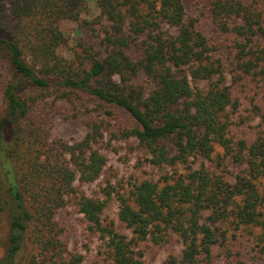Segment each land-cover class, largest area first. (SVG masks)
<instances>
[{
    "label": "trees",
    "instance_id": "obj_1",
    "mask_svg": "<svg viewBox=\"0 0 264 264\" xmlns=\"http://www.w3.org/2000/svg\"><path fill=\"white\" fill-rule=\"evenodd\" d=\"M196 3L211 32L185 0H94L91 18L86 0H0V264H83L56 220L68 204L104 264L174 245L160 264H242L241 231L264 257V0ZM63 21L76 25L69 58ZM54 118L82 136L52 135ZM131 140L162 172L127 180L107 219L112 190L75 183L101 175V148Z\"/></svg>",
    "mask_w": 264,
    "mask_h": 264
},
{
    "label": "rangeland",
    "instance_id": "obj_2",
    "mask_svg": "<svg viewBox=\"0 0 264 264\" xmlns=\"http://www.w3.org/2000/svg\"><path fill=\"white\" fill-rule=\"evenodd\" d=\"M89 7V12L87 18H91L97 14V9L94 4V0H86ZM185 12L190 16H195L197 18V24L206 31L211 32V25L209 24L207 15H205L202 8H199L196 0H185ZM76 25L69 21H63L60 25L62 31L68 37V43L66 46H61L58 49V53L64 57L69 58L70 53L68 48L73 47L74 35L73 28ZM215 35V32H212ZM251 90L247 87L243 91L236 88L234 94H238L239 105L236 112H232L231 119L237 120V116L246 115V108H248L249 103L248 94ZM256 102H264L260 96L256 97ZM112 111L116 113L120 120L126 119V113L118 110L117 108H112ZM240 129L241 127H237ZM50 133L56 137H60L63 140L79 139L83 131L78 125L69 123L60 118H54ZM134 141H112V149H103L101 152L105 156V165L102 170L101 175L93 182L77 185L86 195L96 196L102 198L104 193L102 190H112L109 199L103 210V216L107 219L115 220L116 217V192H121L127 184L129 179H143L156 177L162 172L160 168L153 167L145 161V154L143 151L138 150ZM217 152H220L216 148ZM103 192V193H102ZM56 220L59 225L63 228L64 237L67 241L68 247L73 248V250L78 251L83 255V264H104L102 255L100 254L99 240L93 235H90L86 230L84 223L81 219V215L75 211L71 205H67L63 209L59 210L56 214ZM121 229V228H119ZM123 232L127 233L126 230L122 229ZM235 241L232 245V249L239 252V256L242 260V264H264V257H261L253 245L251 236L247 235L245 232L241 231L235 236ZM171 247L163 248L154 252V248L150 247L145 250L143 256V264H160L161 261L166 257L167 253L170 251ZM180 247L174 245L173 249L178 252ZM95 262V263H94ZM219 264H232L220 262Z\"/></svg>",
    "mask_w": 264,
    "mask_h": 264
}]
</instances>
